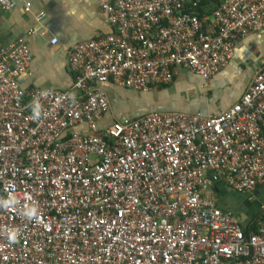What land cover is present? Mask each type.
<instances>
[{
  "label": "built area",
  "instance_id": "obj_1",
  "mask_svg": "<svg viewBox=\"0 0 264 264\" xmlns=\"http://www.w3.org/2000/svg\"><path fill=\"white\" fill-rule=\"evenodd\" d=\"M202 1L99 0L111 32L67 50L74 78L62 91L22 88L28 46L0 45V264H264V211L245 230L209 194L264 184V53L218 116L101 123V85L146 94L178 71L206 84L264 31V0Z\"/></svg>",
  "mask_w": 264,
  "mask_h": 264
},
{
  "label": "crops",
  "instance_id": "obj_2",
  "mask_svg": "<svg viewBox=\"0 0 264 264\" xmlns=\"http://www.w3.org/2000/svg\"><path fill=\"white\" fill-rule=\"evenodd\" d=\"M27 1L31 4L30 13L23 12L21 0L16 2L12 11H0V45L22 39L28 46L31 64L28 73L20 80L22 88L66 90L72 80L67 72V50L80 42L111 32L100 15L99 0ZM41 12L43 18L36 23V15ZM29 31H33V34H29ZM54 39L55 43L51 44ZM263 53L264 31L251 33L235 46L228 65L208 83H203L189 72L178 71L168 86L153 89V92L151 90L141 96L134 105L138 112L131 109L134 114L127 115L134 118L139 114L161 112L218 116L240 99L258 71ZM100 88L109 100L112 93L114 98L125 94L120 88L115 89L109 84ZM120 100L119 104L122 105L124 101ZM146 100H153L154 104L152 102L144 108ZM111 118L110 114L106 116L102 125L107 126ZM209 194L217 201L218 207L235 216L245 230H251L264 211V184L258 185L249 194H237L224 182H219Z\"/></svg>",
  "mask_w": 264,
  "mask_h": 264
},
{
  "label": "rangeland",
  "instance_id": "obj_3",
  "mask_svg": "<svg viewBox=\"0 0 264 264\" xmlns=\"http://www.w3.org/2000/svg\"><path fill=\"white\" fill-rule=\"evenodd\" d=\"M42 18L40 19L39 22H41ZM39 22L36 21V23H39ZM151 92H153V90ZM143 95H147V94H143ZM120 98L123 99L124 102L122 103V105L119 104V107H114V104L116 106L117 101H118V103L120 102L119 101ZM120 98H117V101H116L114 99L113 93H112L110 100H109L110 101L109 102V104H110V109H109L110 116L113 113H115V115L118 116L119 118L126 116L124 114V112H126V110H128L129 114H134L133 111H136L134 105H135V103L139 102V100L141 99V97L139 96V93L130 91L129 94L126 93V94H124V96H121ZM145 102L146 103L144 105V108L149 106V104H151L153 102V100H146ZM152 104H154V102ZM131 109L133 111H130ZM136 112H138V111H136ZM107 116H108V114H107Z\"/></svg>",
  "mask_w": 264,
  "mask_h": 264
},
{
  "label": "trees",
  "instance_id": "obj_4",
  "mask_svg": "<svg viewBox=\"0 0 264 264\" xmlns=\"http://www.w3.org/2000/svg\"><path fill=\"white\" fill-rule=\"evenodd\" d=\"M208 2V4L210 5V8H216L215 6L217 5V3H218V0H211V1H202L201 2V5L203 6H205L206 5V3ZM203 11V9H199V13H201ZM67 64V63H66ZM67 72L69 73V74H71L69 71H68V68H67ZM71 77H72V80H71V84H72V82H73V78H74V75H72L71 74ZM71 86V85H70ZM112 87L114 88L115 86H113L112 85ZM166 87V86H165ZM117 87H115V89H116ZM164 88V87H163ZM119 90V89H118ZM122 91H124L125 92V94L127 93V94H129V92H130V90H127V89H121ZM127 90V91H126ZM54 91V90H53ZM117 98L118 97H116L115 96V100L117 101ZM121 99V98H120ZM119 101H121V100H119ZM114 107H119V103H118V101H117V103H116V106H115V104H114ZM129 112H127V113H124L126 116H128L129 118L131 117V116H129V115H127ZM112 115H114L112 118H111V121L109 122V123H111V122H113V121H116L119 117L118 116H116L114 113L112 114ZM136 118V117H135ZM105 119V118H104ZM106 120V119H105ZM105 120H103L102 121V123L104 124L105 123ZM109 123H107L106 125H108ZM210 190H212V188L210 189Z\"/></svg>",
  "mask_w": 264,
  "mask_h": 264
},
{
  "label": "water",
  "instance_id": "obj_5",
  "mask_svg": "<svg viewBox=\"0 0 264 264\" xmlns=\"http://www.w3.org/2000/svg\"><path fill=\"white\" fill-rule=\"evenodd\" d=\"M148 94V93H147ZM139 96L141 97V96H143V94H141V93H139ZM159 113H161V112H159ZM143 115H145V114H139V115H136L135 117L137 118V117H140V116H143ZM134 117V118H135Z\"/></svg>",
  "mask_w": 264,
  "mask_h": 264
},
{
  "label": "clouds",
  "instance_id": "obj_6",
  "mask_svg": "<svg viewBox=\"0 0 264 264\" xmlns=\"http://www.w3.org/2000/svg\"><path fill=\"white\" fill-rule=\"evenodd\" d=\"M148 93H149V92H148ZM146 94H147V93H146ZM109 114H110V113H109ZM109 114H108V115H109ZM111 117H113V115H111ZM123 117H128V116H123Z\"/></svg>",
  "mask_w": 264,
  "mask_h": 264
}]
</instances>
